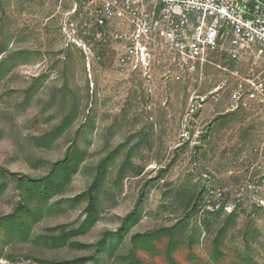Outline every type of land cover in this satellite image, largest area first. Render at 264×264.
Listing matches in <instances>:
<instances>
[{
	"label": "rangeland",
	"instance_id": "obj_1",
	"mask_svg": "<svg viewBox=\"0 0 264 264\" xmlns=\"http://www.w3.org/2000/svg\"><path fill=\"white\" fill-rule=\"evenodd\" d=\"M102 5L0 0V264H264V101L248 83L261 63L215 53L181 68L158 37H133L127 14L101 25ZM116 150L95 224L50 243L84 222ZM74 151L77 173L48 197L21 187Z\"/></svg>",
	"mask_w": 264,
	"mask_h": 264
},
{
	"label": "built area",
	"instance_id": "obj_2",
	"mask_svg": "<svg viewBox=\"0 0 264 264\" xmlns=\"http://www.w3.org/2000/svg\"><path fill=\"white\" fill-rule=\"evenodd\" d=\"M100 11L101 25L127 14L132 36L158 37L181 68L203 67L215 53L252 55L261 70L248 79L250 91L264 101V0H103Z\"/></svg>",
	"mask_w": 264,
	"mask_h": 264
},
{
	"label": "trees",
	"instance_id": "obj_3",
	"mask_svg": "<svg viewBox=\"0 0 264 264\" xmlns=\"http://www.w3.org/2000/svg\"><path fill=\"white\" fill-rule=\"evenodd\" d=\"M117 152L118 150L112 152L110 155L104 158L98 166L96 178L87 192L90 196V203L87 209V216L84 222L81 224L80 227L73 229L71 231H68L67 233L61 234L60 237L55 242L52 240L50 243L62 244V242L64 243L67 240V238L74 236V235L82 234L86 232L92 225L95 224V222L98 219V215H99L95 196H94L95 191L97 187L99 186L100 182L105 177L106 172L110 166V163ZM81 160H82V157L77 151H74L72 154L68 153L67 157L64 160L59 161L53 166L51 172L47 176L38 178V179L24 177V178L19 179V183L21 184V187L23 185L28 186V188L31 190H41L42 184H44L45 192L42 194V196L48 197L58 187V180H57L58 176L62 175L65 178L73 177L79 169ZM60 164L62 165L60 166ZM6 182H7V179L5 180V183ZM5 183L3 182L0 184V192L4 189ZM83 196L84 194L80 195L79 198ZM16 212L20 214V216L23 219V222L20 225V230L22 232H28L30 225H29V221L25 218V207L19 203L16 206ZM137 219H138V215H136L134 212L129 213L124 218V221L121 227L119 228L118 232L125 233L126 231H128L130 226L133 223H135ZM4 225H9V228L10 227L13 228L16 226V224H14L10 220H8L6 224ZM151 235H154V233H145V234H141L140 236L149 237ZM106 237H108V234H106V236L101 240L100 242L101 244L104 245V243H106ZM88 258L89 257H78V258H73V259H69L66 261L47 260V263H50V264H65V263L66 264L67 263L68 264H81L87 261ZM130 263L131 264H143L137 257H134V256L131 258Z\"/></svg>",
	"mask_w": 264,
	"mask_h": 264
}]
</instances>
